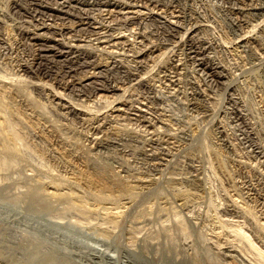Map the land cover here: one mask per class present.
I'll list each match as a JSON object with an SVG mask.
<instances>
[{
  "label": "bare ground",
  "instance_id": "obj_1",
  "mask_svg": "<svg viewBox=\"0 0 264 264\" xmlns=\"http://www.w3.org/2000/svg\"><path fill=\"white\" fill-rule=\"evenodd\" d=\"M194 1L0 0V152L17 156L26 150L38 157L47 174L60 181L43 182L44 186L35 187L22 199L1 203L0 220L25 206L23 221L39 222L48 216L51 201L71 203L84 194L95 206L91 211L109 222L96 232L89 229L92 234L88 236L105 249L115 246L124 253V259H113L105 250L88 247L85 251L83 243L73 244V229H77L70 225L73 223L68 222V234L35 224L30 227L35 241L28 252V264H68L73 256L85 264H120L124 260L129 264L258 263L249 253L251 240L264 249V112H256L252 92L246 87L244 90V83L237 80V48L242 39H236L235 34L239 35L236 30L243 28L244 19L250 31L262 25L258 45L264 51V0H246L244 6L242 0H215L229 20L232 38L223 31L218 33V27L215 32V17L197 11ZM134 43L142 47L129 54ZM100 56H106L107 61L102 62ZM156 58H160L158 62L149 66ZM10 60L17 62L14 74H8L2 66ZM153 81H162V86L165 82L180 93L184 83L182 115L173 103L158 99ZM29 91L44 100L60 120L44 113ZM132 93L139 100L131 97ZM130 119L140 122L148 135L140 141V148L137 137L117 125ZM70 121L88 124L83 139ZM208 122V149L214 158L229 164L228 181L237 197L228 199L222 210L243 223L247 234L236 231L233 235L232 226L217 218L187 220L186 233L177 231L180 222L170 225L173 234L158 231L149 235L146 225L144 235L140 231L126 234L128 241L123 245L119 233H112L119 226L120 208L135 196L154 191L158 175L162 176L163 167L170 162L169 150L155 135L160 132L162 138L172 141L168 132L173 130L185 140L190 124ZM191 164L196 177L198 167ZM190 181L181 187L195 195L199 183ZM180 206L186 210L185 202Z\"/></svg>",
  "mask_w": 264,
  "mask_h": 264
},
{
  "label": "rangeland",
  "instance_id": "obj_2",
  "mask_svg": "<svg viewBox=\"0 0 264 264\" xmlns=\"http://www.w3.org/2000/svg\"><path fill=\"white\" fill-rule=\"evenodd\" d=\"M201 3L203 6L201 5ZM203 3H205V4H203ZM246 3H247L246 0H245V3L242 0L241 6L246 5ZM194 8L197 11H201L202 12L201 14H203V15H206V16L211 15V16L215 17L214 18L215 22H216L215 23L216 24L215 32H217L219 30L218 28H220L218 33H222V31H223V33H222L223 35H225V36L228 35L227 37L230 36L229 38L234 37L233 30L231 31L232 27H230L231 25L229 23V20L225 16V14L222 10L221 4L218 3V1L215 2V0H207V2H206V0H200V1L196 0V1H194ZM255 21L257 22L258 19H256ZM245 25H246V19L242 20L241 26L243 28L241 27L242 29H239L241 31H243L245 29V31H243L241 33L239 30L238 31L236 30V32L239 33V35L235 34L236 39L239 37H240L239 39H242V41L238 43L240 45L238 46L237 50L241 51V52L238 51V53H239L238 63L240 62V64L237 63L239 70L237 69L235 71L236 72L235 74H236V77L239 78L237 80L241 81L245 84V85L243 84L244 90L246 88H248L247 90L250 93L252 92L250 98L253 101L252 105L254 106V109L255 110L257 109L256 112L263 115L262 112H264V108H263L264 107V99H262V98H264V65H263L264 64V51L262 50L260 45H258L259 42L261 43L258 35H260V33H261L259 28H261L262 25L259 24L258 27L255 29V31H250V26H248V25L245 26ZM246 27H248V28H246ZM247 29L251 33L249 31H247ZM263 30H264V28H263ZM237 36H239V37H237ZM245 41H247L248 44ZM241 44L244 46H242ZM245 45H246V47H245ZM137 46H139V47H137ZM240 46H242V47H240ZM131 47L133 49H131ZM131 47L129 48V52H128L129 54L136 52L135 50H137V51L140 50V48L142 46L138 43H137V45H136V43H134V45H132ZM135 47H137V48H135ZM244 50H245V53H244ZM99 59L102 62L107 61L106 56H100ZM156 59H157V61H156ZM156 59L152 60L149 63V66L152 63L155 64L156 62H158V60L160 58H156ZM15 61L16 60H12V61L10 60L9 63L7 62L6 64H3L2 66H3L4 71L8 72V74H14V72L17 69V62H15ZM255 61H257V62H255ZM231 62H233V60H231ZM242 64H243V66H242ZM151 66H153V64ZM240 68H242V69H240ZM249 70H251V71H249ZM242 72H244V73H242ZM245 74H247V77ZM153 82L152 83L154 84L155 93L159 97V98L158 97L157 98L160 100L162 99V101L164 100V102L173 103L175 105V107H177L175 109L176 112L180 113L179 115H182L185 112L183 101H184V97H185L184 94H185L186 90L184 89V86H183L184 83L180 87L181 88L180 90L183 93L182 92L180 93V92H174L171 89V87H169V86H167V84H165V82H163V84H164L163 86H162V81H159L158 82L159 84L157 83V81H153ZM156 87H158V88H156ZM170 90L173 91L174 93L170 92ZM29 95L31 98L33 97V99L37 100V101H34V103L37 104L39 107H41L42 110L44 109V111H43L44 113H46V114L50 113L52 118H55V119L58 118L57 115H54L55 113L50 110L49 105H47V103L44 100L37 99L35 97V95L30 91H29ZM170 96H172V97H170ZM131 97L139 100V97L136 93H132ZM110 99L111 98H109L108 101ZM180 99H181V101H180L181 103H178L177 100H180ZM221 99H222V96L220 95L219 96V102L221 101ZM101 101H103V100H101ZM104 102H106V101H104ZM100 105H102V103ZM178 105H180V106H178ZM181 107H182V109H181ZM182 110H183V113L181 114ZM60 112L62 115H65L62 111H60ZM70 122H68V123L72 127L78 128V129H76V131L78 130L77 136L79 138L82 137L81 139H83L84 135H86L88 132V131H86V130H88V126H87L88 124L87 123H82V124L78 123L79 124L78 125L75 122H71V123ZM119 123H120V125H119ZM205 124H206V126H205ZM210 124H211L210 122L200 123L199 125L196 123L190 124L191 130H188L190 128L187 127V134L189 136L187 135V139H185V140L184 139L182 140V138L178 134L174 133L173 130H170V132H168V129H167V132L172 134V138H173L172 141H175V142H172L171 140L170 141L165 140L164 138L161 137L160 132H158V135H155V137L157 136L156 138H158L160 140L161 146H164L166 151L169 150L168 153H170V157H168V159L170 162L166 165V167H163L164 168L163 173L161 172L162 176L160 175V177H159V175H158V179H157L158 181L156 180L157 182H155L156 184H155V190L154 191L139 194V195L134 197L135 199L132 198V200L128 204L124 205L123 207L121 206L122 208H120V210L122 212H121V216L119 218L120 221L118 220L119 222L117 223V225H119V226L117 228H115V230H114L115 232H112V233L115 235L117 233L120 234V235L118 234V238L120 236V241L122 240L121 243L123 245H125V242L128 241L125 239V237L127 235H129V234L131 235V233H135V232L137 233L138 231H140V233H142L141 235H144V232H147V231H149V232H147L149 235L155 234L158 231L164 232V233H166V231H167V233L173 234L174 230L171 228V226L175 225V224L179 225L178 222H180V224L182 223L183 225L187 223L184 226L182 224L180 225L181 227L183 226L184 228H187V229H184L183 227L181 228L180 226H177V228H178L177 231L179 230L181 232H185V231L188 232L187 230H189V227H188V224H189L188 221L189 220L195 222V221H200L203 219H205V220H207V219H209V220L220 219L221 221L223 220L224 223H227L230 227L232 226L231 231L233 229L234 230L232 231L233 233L232 232L231 233L233 235L236 233V231L246 232L243 223L240 224V222L237 221L238 219L236 220V218H232L228 215L231 218V220H230V218L228 216H226L227 214L223 212L224 207H225L226 203L228 202V199H232V198L234 199L235 198L237 200V197H236L234 192L232 193V191H233V189L231 190L232 184L228 181L229 180L228 176L230 173L229 172V170H230L229 164L227 165V162H221V161L217 160L216 158H214L213 153L209 150L210 148L207 145L208 144L207 143L208 137L211 134V131L209 129ZM117 125H119L118 127H121L122 131L125 130V132H127V131L131 132L134 136L137 137L136 140H139V141H137L139 143L136 142L137 147L141 146L140 141L142 143V141L145 140L143 138L148 137V135L145 131V127L143 125H141L140 122L138 123V121L135 119L134 120L130 119L127 121L124 120L122 122L119 121ZM195 125H196V129H194ZM143 127H144V129H143ZM163 130L166 132L165 128H163ZM163 130H162V128L160 129L161 132ZM204 130H205V132H204ZM84 133H86V134H84ZM173 134H174V136H173ZM174 137L176 140L174 139ZM164 142H165V144H164ZM186 142H188V143H186ZM170 143H172V145ZM173 143H175V144H173ZM39 163H40V165H39ZM191 163L194 164V166L196 168L198 167V169H197L198 174L196 177L193 176L195 172L189 166ZM50 178H52V176H50L49 174H47L45 172L44 168L41 166V162L38 160V157L30 154L28 151L26 152V150H22L20 155H17V156H9L7 154H3L2 152H0V208L3 206L2 204H4V202L10 200V198H11V200L14 198L13 200L16 202L17 198H18V200L22 199L23 196L27 192L31 193L35 187L38 188L39 186H41V187H42V185L44 186L45 183H43V182H48L49 180H51V181L54 180L53 182L59 181V180H55L56 178L55 179L54 178L50 179ZM190 180H193V182H195L197 184L199 183L198 184L199 185V188H198L199 191H197V193H195V195L188 192L186 190L187 189L186 187H181L182 185L183 186L187 185L188 184L187 182L192 183ZM194 180H196V181H194ZM174 181H176L178 184L174 183ZM146 194H148V195H146ZM80 198H78L77 200H72L73 202H71V203H66V202L62 203V201H59V200H56V201L54 200L55 202L51 201L50 202L51 204L49 207L50 212L48 214V216L50 218L47 216L44 218V220H42V219H41V221L39 220V222L38 221L34 222L32 220L33 222L30 221L29 223L28 222L26 223L25 221H23L24 219H26V214H27V211H26L27 209L25 206L24 207L20 206L19 207L20 209L17 208L14 211L12 210L10 212L12 214H9V216H11L12 218L8 216L9 218H7L6 220H0V222H1L0 223V264H5L8 262H11L12 264H28V261H26V259L28 260V252H30V248L32 249L34 247L33 241H35L34 237L32 236V233H30V231H31L30 227L32 225H35V224L37 226H40L43 228H46V227L49 228L50 227L51 230L54 229V231H57V234H63V233L68 234V232L69 233H71V232H70V229L68 230V228L66 230V227H68L69 223H73L70 225H74V227L77 229L80 227L79 228L80 230L79 229L78 230L73 229L74 230V232L72 234L74 237V239L72 240L73 244L77 245L78 242H81L84 244V246H87L85 251H87L89 248H95L98 250H105L108 252V254H110V257H112L113 259H117L119 256H120V258L124 259L123 258L124 253L122 252L121 248L118 249L115 246H111L108 249L107 248L105 249V247H106L105 245H103L102 243L100 244V242H98V241L95 242L94 238L92 239L91 237L88 236V235L92 234L93 232L98 231L100 229V228L98 229V227L102 228V227H104L103 225L106 226V224L107 223L109 224V222H108V219L104 218V216L102 214L99 215L97 213V211H94V212L91 211L94 209L95 206H93L91 204V199L87 195L82 194V196ZM181 201L185 202L186 210H182V208L180 206ZM72 203H74V204H72ZM67 205H69V208ZM80 208L83 209L84 211L80 210ZM85 210H87V211H85ZM16 211H17V214H16ZM14 212H15V214H14ZM23 215H25V216H23ZM143 220H144L143 223L145 224V226L142 223ZM147 221H149V222H147ZM176 221H177V223H176ZM37 222H38V224H37ZM105 222H106V224H105ZM139 223H141L143 225L140 224V226H138ZM147 223H149V224H147ZM229 223L232 225H230ZM234 223L237 224L238 226L237 225L235 226ZM36 225L34 227H36ZM51 225H53L54 227ZM64 225H65V227H64ZM146 225L148 226L147 228L149 230L142 232L143 229L144 230L147 229ZM141 226H142V228H141L142 230L141 229L138 230ZM166 226L168 227L167 229H165ZM55 227L57 228V230ZM81 227H82V230H81ZM133 227H135V229ZM162 227H164V229ZM262 228H264V227H262ZM89 229H90V232H92V233L89 232ZM91 229L95 230V231H92ZM150 229H151V231H150ZM171 230H172V232H171ZM61 231H63V232H61ZM75 232L79 235H76ZM86 232H89V234H87ZM122 233H123V236H122ZM147 233H145L146 236H147ZM196 234L199 235L200 231L197 230ZM246 234H247V232H246ZM72 235H70V236L72 237ZM160 235H162V233ZM31 236L33 238H31ZM121 236L123 237V239H121ZM79 237H81V238H79ZM237 237H239V236H237ZM75 238H77L78 240ZM230 239H232V237ZM75 240H76V243H74ZM136 243H138V241L135 242V244ZM250 243H252L250 245L251 246L253 245V246H252V249H250L251 251L249 254H251L253 259L256 260L255 261L256 263L258 262L257 264H262V262H264V249L262 247H260L258 244H255V242L253 240H251ZM251 246H250V248H251ZM253 247H254V249H253ZM42 248L43 247H41V249ZM42 251H46V249L43 248ZM73 252H75V253L77 252L76 247L73 248ZM73 259H76V260L73 261ZM77 259L78 258L73 256V258L70 260L71 263H68V264H80L81 261H79ZM122 259H121V261H122ZM55 262H54L55 264H58L57 261H55ZM121 263L122 264H129L125 260L122 261ZM81 264H85V263L83 262Z\"/></svg>",
  "mask_w": 264,
  "mask_h": 264
}]
</instances>
